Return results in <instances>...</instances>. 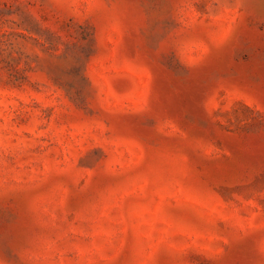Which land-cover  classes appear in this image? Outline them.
<instances>
[{
	"label": "rangeland",
	"instance_id": "374dc122",
	"mask_svg": "<svg viewBox=\"0 0 264 264\" xmlns=\"http://www.w3.org/2000/svg\"><path fill=\"white\" fill-rule=\"evenodd\" d=\"M0 264H264V0H0Z\"/></svg>",
	"mask_w": 264,
	"mask_h": 264
}]
</instances>
